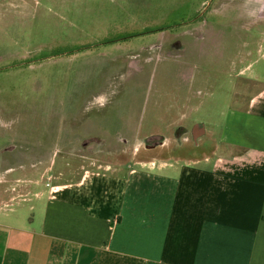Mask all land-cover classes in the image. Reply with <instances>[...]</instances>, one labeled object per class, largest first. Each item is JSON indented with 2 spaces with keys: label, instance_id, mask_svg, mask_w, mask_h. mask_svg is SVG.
I'll return each instance as SVG.
<instances>
[{
  "label": "crops",
  "instance_id": "obj_1",
  "mask_svg": "<svg viewBox=\"0 0 264 264\" xmlns=\"http://www.w3.org/2000/svg\"><path fill=\"white\" fill-rule=\"evenodd\" d=\"M8 2L5 10H13ZM256 24L264 35V24ZM188 44L185 55L158 62L156 74L152 62L136 72L119 64L118 80L98 92L117 84L118 97L132 89L148 98L131 125L128 97L114 125L115 103L106 97L89 126L104 143L157 138L151 159L137 147L126 161L83 167L33 200L1 209L0 264H264V71L241 77L251 87L232 90L226 109L224 95L213 104L210 130L192 125L201 86L218 83L220 71L232 73L217 63L198 76L188 71ZM253 44L264 57V37ZM237 58V74L253 67L242 52ZM141 125L146 131H133Z\"/></svg>",
  "mask_w": 264,
  "mask_h": 264
},
{
  "label": "rangeland",
  "instance_id": "obj_2",
  "mask_svg": "<svg viewBox=\"0 0 264 264\" xmlns=\"http://www.w3.org/2000/svg\"><path fill=\"white\" fill-rule=\"evenodd\" d=\"M8 1L0 0V210L33 200L50 183L73 179L83 167L126 161L137 147L151 159L147 150L157 138L136 144L115 137L104 143L89 126L106 97L115 103L114 125L118 110L129 106L132 89L118 97L115 84L106 95L98 93L108 79L118 80L113 75L119 64L136 72L152 62L154 74L159 71L165 49L150 53L142 46L180 39L184 50L174 49L171 56L185 55L189 43L188 71L198 76L216 63L231 71L232 76L220 71L218 83L201 86L195 99L198 109L190 122H205L209 130L213 104H221L224 95L226 109L232 90L238 95L240 88L251 87L240 78L264 71V57L253 44L264 37L256 24H264V0H13V10L6 11ZM239 50L254 63L237 74L240 69L232 63ZM142 93L132 96L128 124L148 101ZM139 128L133 131H146Z\"/></svg>",
  "mask_w": 264,
  "mask_h": 264
},
{
  "label": "flooded vegetation",
  "instance_id": "obj_3",
  "mask_svg": "<svg viewBox=\"0 0 264 264\" xmlns=\"http://www.w3.org/2000/svg\"><path fill=\"white\" fill-rule=\"evenodd\" d=\"M142 47H143L142 48V51L152 50V52H155V50H159V52H162V50L164 51V49H165L166 53L163 54V57L165 59L166 58H169V57L170 58H173V57L183 56L182 54H177V55H172L171 56V53L173 52L174 49H178L179 51H181V50H184V48H185L184 44L182 43V40H180V39H172V40H166V41H158L156 43H153V44H150V45H144ZM149 52L151 53V51H149ZM140 55L141 54L138 53L136 56H140ZM148 57L149 58H152V56H148ZM159 58H161V55H159ZM181 132L182 133H185V132H187V129L182 128L181 129Z\"/></svg>",
  "mask_w": 264,
  "mask_h": 264
}]
</instances>
